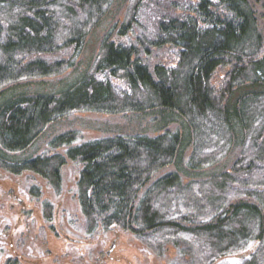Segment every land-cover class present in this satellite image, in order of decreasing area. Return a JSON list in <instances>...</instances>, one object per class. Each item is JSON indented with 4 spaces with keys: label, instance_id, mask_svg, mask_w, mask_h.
I'll return each instance as SVG.
<instances>
[{
    "label": "trees",
    "instance_id": "16d2710c",
    "mask_svg": "<svg viewBox=\"0 0 264 264\" xmlns=\"http://www.w3.org/2000/svg\"><path fill=\"white\" fill-rule=\"evenodd\" d=\"M255 2L0 0V169L39 174L60 193L62 168L76 162L89 233L120 228L158 256L177 249L182 264H264V14ZM116 5L124 21L90 69L60 93L25 91L74 68ZM166 48L175 64L149 62ZM75 112L144 115L161 133L76 145L73 130L50 142L65 155L17 156Z\"/></svg>",
    "mask_w": 264,
    "mask_h": 264
},
{
    "label": "rangeland",
    "instance_id": "374dc122",
    "mask_svg": "<svg viewBox=\"0 0 264 264\" xmlns=\"http://www.w3.org/2000/svg\"><path fill=\"white\" fill-rule=\"evenodd\" d=\"M255 1L258 11L264 14V1ZM126 10L123 6L121 9L118 5L114 7L108 18L89 36L74 68L61 76L36 81L25 91L33 94L65 90L81 73L93 66L103 38L116 23L124 21ZM149 14L153 15L152 12ZM141 20L145 27L150 26L145 17ZM149 62L153 65L159 62L172 65L176 63V55L171 48H166L156 51ZM73 130L80 133L76 145L116 135L147 133L156 136L161 133L144 115L75 112L50 126L32 147L17 156L25 159L42 154L65 155L66 147L52 150L50 142ZM189 155L190 151L185 159ZM80 170V164L67 162L62 168V189L58 193L39 174L25 172L13 175L0 169V264H97L98 261L100 264L183 263L177 249L168 247L164 255L158 256L131 232L120 228L109 231L98 229L89 233L78 200ZM175 170V166H169L160 175ZM35 188L40 191H35L38 195L32 194ZM49 212L51 217L48 218ZM47 260H50L49 263L45 262ZM235 260V257L228 258V261Z\"/></svg>",
    "mask_w": 264,
    "mask_h": 264
},
{
    "label": "flooded vegetation",
    "instance_id": "af4514ba",
    "mask_svg": "<svg viewBox=\"0 0 264 264\" xmlns=\"http://www.w3.org/2000/svg\"><path fill=\"white\" fill-rule=\"evenodd\" d=\"M49 261H50V260H47V261H45V262L49 263ZM45 262H43V263H45ZM97 264H100V261H98Z\"/></svg>",
    "mask_w": 264,
    "mask_h": 264
},
{
    "label": "water",
    "instance_id": "95a60500",
    "mask_svg": "<svg viewBox=\"0 0 264 264\" xmlns=\"http://www.w3.org/2000/svg\"><path fill=\"white\" fill-rule=\"evenodd\" d=\"M112 249H114V245L112 246Z\"/></svg>",
    "mask_w": 264,
    "mask_h": 264
}]
</instances>
